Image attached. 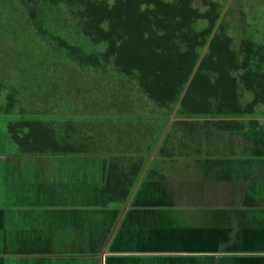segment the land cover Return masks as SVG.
Returning a JSON list of instances; mask_svg holds the SVG:
<instances>
[{"label": "trees", "instance_id": "obj_1", "mask_svg": "<svg viewBox=\"0 0 264 264\" xmlns=\"http://www.w3.org/2000/svg\"><path fill=\"white\" fill-rule=\"evenodd\" d=\"M233 4L0 0V121L19 154L102 152L103 199L123 208L139 200L167 205L165 182L182 160L217 180L242 182L235 186L239 205L205 208L199 222L177 221L170 209L149 210L172 219L135 245L157 253V262L264 264V24L256 29L250 16L264 14V0ZM31 58L46 88L72 90L67 105L77 123H59L60 116L38 105L37 89L24 87L38 81L25 61ZM89 91L95 99L84 98ZM83 117L102 123H80ZM211 133L242 140L241 152L203 157V138L217 141ZM122 149L132 157H121ZM235 156L246 160L234 164Z\"/></svg>", "mask_w": 264, "mask_h": 264}, {"label": "crops", "instance_id": "obj_2", "mask_svg": "<svg viewBox=\"0 0 264 264\" xmlns=\"http://www.w3.org/2000/svg\"><path fill=\"white\" fill-rule=\"evenodd\" d=\"M2 132L6 142L7 130H1L0 134ZM209 136H214L217 141L203 138V157L215 156L205 153L206 145L219 152L223 147L218 133ZM223 136L232 142L234 140L231 138L233 135ZM120 156L132 157V154H124L122 149ZM10 157H20L13 166L17 171H21V158L25 157L46 160L50 165L46 171L54 167L68 170L70 174L66 178H58L54 186L51 185L55 181L53 176L47 174L45 187L37 179L29 194L28 187L18 188L23 179L19 181L10 175V169L0 161V264H200L157 262L153 258L157 253L135 250V245L141 243V234L158 233L170 227L171 218L144 216L149 210H174L177 214L175 219L182 222L189 221L188 215H195L200 209L184 216L180 209H174L180 205L170 196L163 201L167 205L159 207L144 200H139L138 207L137 204L130 206V201L124 208L119 202L105 201L107 162L102 152L50 156L0 152V160ZM189 167L199 168V163L182 160L177 166L180 174L182 169L188 170ZM78 170L84 174L78 176ZM24 193L28 196L25 197ZM160 221L164 225H160ZM122 255L125 260L120 258ZM137 256L148 258L136 260Z\"/></svg>", "mask_w": 264, "mask_h": 264}, {"label": "rangeland", "instance_id": "obj_3", "mask_svg": "<svg viewBox=\"0 0 264 264\" xmlns=\"http://www.w3.org/2000/svg\"><path fill=\"white\" fill-rule=\"evenodd\" d=\"M232 1L234 2L233 6H236V5L240 6L242 3H244L245 0H232ZM250 4L251 2H249L248 4L249 9H251ZM262 13L263 11L260 13L257 11L255 13H250V16L252 17V19H255V17L257 19L253 22V26L256 29L263 28V25H261V22L262 24H264V14ZM234 17H235V21H237L238 12L235 13ZM25 61L28 65V69L30 70L31 74L37 73L36 71H33L34 68L32 69V67H35L37 65L35 59L31 58ZM19 69H18L17 74H19ZM37 76L38 77L36 79L38 81H35V80L26 81L24 83V87L29 90L37 89V92H35L36 93L35 98H36V101H38V105L41 106L42 109H46L47 111H49L50 114H57L58 116H60L62 120H60L59 123H66L67 120H72L71 121L72 123H77L78 121L76 120L75 108L71 109L67 105V100L70 99L72 90L67 91L68 88L65 87V85L61 86L58 91L52 88H46L44 83L42 82V78L39 77V73H37ZM89 92H92L93 95L90 94ZM89 92H87V95L84 96V98L88 100L95 99V96H96L95 91H89ZM102 111L108 112L107 114H110L111 112L108 106L107 107L103 106ZM119 112L120 111H117L112 114H118ZM142 112L143 111L140 110L138 114H142ZM130 120H131V116L126 121L120 120L123 123H116V125L119 127L121 124L128 123V121ZM115 121H117V119H115L114 122ZM79 122L80 123H102L101 121L94 120L90 117L88 119H84L83 117ZM144 122H147V121H144ZM104 123H108V122H104ZM135 123H139V122H135ZM122 126L126 128L125 125H122ZM3 129H6V123H3L0 121V131ZM138 129L139 127L135 128L134 130H138ZM127 138H129V136H127ZM242 144L243 142L240 139H234L233 142L225 139L223 140V147L220 152L219 150L211 148L209 145H206L205 153L214 154L215 159L217 157H223L224 155L234 156L241 152V147H243ZM0 152H8V153L18 152L17 145H15L11 140H9V138H6V142H5L4 132L0 134ZM215 152H219L218 155L215 154ZM19 158L20 157H10L6 160H0V161H1V164L7 165L6 167L10 169V171H8L10 175H12L15 178H18L19 181L23 179V181L18 185V188H22L23 186L28 187L29 194H31L33 188L35 187L37 183V181L35 180L37 179L38 180L40 179L39 181L43 182L42 187H45L44 180L46 179L47 174H50L53 176V179L55 180L51 184L53 186L56 184V180H58V178H63V177L66 178V176L70 174L68 170H61V169L57 170L54 167L49 168V170L46 171V169L50 166L46 160L29 159L25 157L21 158V161H22L21 171H17L13 168V166L18 163ZM232 158L236 159L234 164L235 163L241 164L242 162L246 160L245 156H242L239 158L235 156ZM61 161L66 162V160H61ZM77 172H78V176H80L81 174H84V172L81 173L80 170H78ZM181 172L182 174L177 173V172L170 174V177L168 178L169 180L165 182V185H167L169 192H171L170 197L175 199L176 203L180 205L179 208L175 207L174 209L178 211L180 209V212H182L184 216L188 215L191 212H195L197 209H200V211H198L197 214L195 213V215L193 214L188 215L189 221L191 222L193 221L199 222L200 216H204L205 211L202 208L204 209L205 208H218L222 206H234L235 207L242 202V200L239 199L238 197L239 193L236 190V187H238L240 183L242 182L239 181V178L237 180V176H236L237 181H220V180H217L216 177H214L215 176L214 173L208 172V171L202 172L200 168L189 167L188 170L182 169ZM246 185H248V181L246 182ZM28 193H24L25 197L28 196ZM38 193L40 192L38 191ZM236 193H237V197L235 196ZM15 213L20 214L19 211H15ZM172 213L174 216V212ZM144 216L160 218V216L157 215V213H148L146 215L144 214ZM205 219H208V218H205ZM234 222L236 223L237 221L234 220ZM143 258H148V257H143Z\"/></svg>", "mask_w": 264, "mask_h": 264}]
</instances>
